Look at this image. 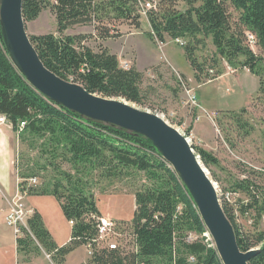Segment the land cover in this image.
<instances>
[{"label":"trees","instance_id":"trees-1","mask_svg":"<svg viewBox=\"0 0 264 264\" xmlns=\"http://www.w3.org/2000/svg\"><path fill=\"white\" fill-rule=\"evenodd\" d=\"M149 0H24L25 22L35 20L49 8L57 23V34H30L31 41L45 65L59 76L79 82L92 93L104 97L124 98L143 104L141 83L143 74L136 67L123 68L118 56L102 43L121 34L111 33L106 25L124 21L141 27V4ZM178 2L186 7L178 9ZM156 9H147L150 36L163 42L188 37L185 55L199 82L215 79L222 74L216 69L218 57L234 68L248 69L259 77L258 92L264 95V0H157ZM237 12L233 21L230 9ZM79 24H93L98 50L84 42L91 34H66ZM248 33L256 36L257 54L248 42ZM211 38L216 52L208 64L195 55L197 45ZM208 62V61H207ZM210 67V68H209ZM206 79V80H205ZM241 110H245L242 108ZM226 113L234 114V110ZM0 114H6L15 131L19 122L26 126L20 131L23 143L38 141V148L48 164L62 176L51 183L29 186L28 180L38 177L36 170L17 164L19 184L27 194H52L59 201L68 221H72L70 240L60 246L45 227L42 214L34 210L24 236L16 238L17 250L31 259V254L43 249L53 261L62 264L77 247L93 242V254L81 264H223L204 221L188 189L169 163L141 134L98 121L46 99L34 89L12 63L5 47L0 27ZM191 129V128H190ZM188 130V132L190 131ZM36 141V142H37ZM203 163L210 167L219 162L211 152L193 146ZM68 162L75 174L62 169ZM88 168L101 169L112 176L135 168L145 173L149 183L135 192L133 218L127 224L131 232L130 249H110L94 243L96 220L102 216L94 194L88 192L80 178L75 177ZM39 178V177H38ZM236 190L247 196L240 206L242 214L254 212L255 229L243 230L237 222L234 208L222 203L230 219L238 244L243 251L259 248L250 264H264V183L249 177L236 182Z\"/></svg>","mask_w":264,"mask_h":264},{"label":"rangeland","instance_id":"rangeland-1","mask_svg":"<svg viewBox=\"0 0 264 264\" xmlns=\"http://www.w3.org/2000/svg\"><path fill=\"white\" fill-rule=\"evenodd\" d=\"M143 6L145 10L141 7L140 28L122 20L106 24L111 33L118 32L123 35L108 39L107 48L110 47V51L119 54L117 56L123 68L136 67L143 74L141 91L144 102L140 105L132 104L161 115L173 127L189 135L192 138V146L206 149L218 158L219 162L210 167L202 160L201 162L217 187L221 203L227 202L231 205L243 230L252 232L256 228L254 212L242 214L240 206L247 201V196L241 190H236L235 185L237 181L247 177L264 183V95L258 92L259 77L246 68L231 67L225 59L218 57L217 67H209L211 74H216V69H222V74L216 77L218 79L211 82L197 81L185 55L184 46L190 39L185 37L175 40L166 35L165 40L161 42L157 37L150 36L152 29L146 15L147 5L144 3ZM185 7L183 2H178V9ZM230 11L233 21L237 20V12L232 8ZM26 27L32 35L57 34V23L49 8H45L35 20L26 22ZM65 33L91 34L92 37L84 43L94 50H98L101 44L95 37L93 24L75 25ZM199 37L203 40L197 45L195 55L199 61H206L209 66L216 47L211 38L202 35ZM102 45L106 47L107 44ZM250 45L257 54L263 56L259 46ZM190 89L196 94V102L189 99L192 94H188ZM242 108L245 110H241ZM229 110H234L235 113H226ZM195 124L197 131L193 132L191 129ZM16 133L21 146L16 155L14 176L19 179L11 205L14 204V198L19 191L21 192L19 184L22 179L18 175V163L20 167L24 165L25 168L31 169L30 173L36 170L39 183L48 184L61 179L66 185L59 172L55 171L52 165L48 164L47 158L41 154L38 148L40 140L23 143L20 132ZM194 151L198 153L195 149ZM62 169L75 174L68 162L63 164ZM75 177L80 178L86 190L94 194L105 217L123 222H130L133 218L136 206L135 192L149 183L145 173L135 168L125 169L122 173L112 176L99 168H88ZM12 188L14 192L15 184ZM23 202L27 208L38 209L45 227L57 244L63 246L68 243L72 227L54 195L27 194ZM263 226L264 220L258 227ZM16 238L14 229L0 216V264H22L24 261L25 256L16 248ZM87 258V248L82 245L69 253L62 264H80L88 260ZM31 259L36 260V264H42L43 260L55 264L52 256L43 249L40 253L31 254Z\"/></svg>","mask_w":264,"mask_h":264},{"label":"water","instance_id":"water-1","mask_svg":"<svg viewBox=\"0 0 264 264\" xmlns=\"http://www.w3.org/2000/svg\"><path fill=\"white\" fill-rule=\"evenodd\" d=\"M24 0H0V27L10 59L46 99L91 120L148 138L188 189L223 264H250L259 248L243 251L217 187L187 138L161 115L124 98L104 97L65 79L42 61L27 31Z\"/></svg>","mask_w":264,"mask_h":264},{"label":"built area","instance_id":"built-area-1","mask_svg":"<svg viewBox=\"0 0 264 264\" xmlns=\"http://www.w3.org/2000/svg\"><path fill=\"white\" fill-rule=\"evenodd\" d=\"M156 1L157 0H149L145 1L144 3L147 5V9H156ZM141 4L142 8L145 10V6ZM256 36L253 33H248V42L249 44L256 45ZM182 80V78H181ZM192 93L189 97V99L192 102H196L197 97L196 94L192 92L190 89L188 91V94ZM0 123L2 124H11V121L9 117L6 114H0ZM26 126L25 121L19 122V129L18 131H22L23 128ZM179 129V128H178ZM180 131V129H179ZM181 132V131H180ZM182 133V132H181ZM189 143L191 144L192 138L189 135H185L182 133ZM192 145V144H191ZM38 177H33L28 180V185L33 186L39 184ZM31 182V183H30ZM27 195V192H20L16 195L14 199V204L11 205L10 210L7 214L6 220L7 224L12 227L15 231L16 237H22L24 236L23 227H28V219L32 216L33 210L30 208H27L25 206V203L23 202V198ZM91 217H93L96 220L97 223V235L96 238H94V243H98L102 247H109L110 249H121V250H127L130 249L128 242L130 240L131 232L129 230L128 222H123L122 220L115 221L113 219H110L105 216H98L97 214H91ZM70 223L73 225V222L70 221ZM208 235V233L206 234ZM208 237H210L208 235ZM93 242H88L85 246L88 249L89 255L92 256L93 254Z\"/></svg>","mask_w":264,"mask_h":264},{"label":"crops","instance_id":"crops-1","mask_svg":"<svg viewBox=\"0 0 264 264\" xmlns=\"http://www.w3.org/2000/svg\"><path fill=\"white\" fill-rule=\"evenodd\" d=\"M33 34H35V33H33ZM121 37H123V35ZM108 42H109V40L106 42H103V44H107L106 46H108ZM111 52L115 53L116 55H119L117 52H114L112 50H111ZM215 79H218V78H215ZM215 79L209 80V82H211ZM189 81H190V79H189ZM201 85H203V84H201ZM203 109L206 110L204 107H203ZM208 113L210 114V112H208ZM207 128L209 130V126ZM191 130H193V132L197 131L196 124L194 125V127H192ZM19 146H21V143H20L19 137L17 136V133L13 129L12 125L6 124V123L5 124L0 123V216H2L5 220H6V216L8 214V211L10 210V207H11V202H12L11 200H13V197H14V195L17 191V187H18L17 180L19 178H18V176H17L18 179L15 178L14 172L16 169V166H15L16 165V155H17V152L19 150ZM14 184H15V190L13 192L12 186ZM27 206H28V204H27ZM98 208H99V205H98ZM30 209H32V208H30ZM32 210L34 211V210H38V209L35 208ZM99 210L101 212V215H103L100 208H99ZM69 223H70V221H69ZM70 225L72 227L71 223H70ZM14 233H15V231H14ZM15 236H16V234H15ZM69 240H70V237H69ZM69 240H68V242H69ZM16 248H17V243H16ZM87 252H88V249H87ZM89 257H90V255L88 253L87 259H89ZM87 261L88 260H85L81 263H84ZM36 263H38V262L36 260H32V259L28 260V261L24 259V261H22V264H36ZM42 264H49V263L43 260ZM55 264H57V263H55Z\"/></svg>","mask_w":264,"mask_h":264}]
</instances>
